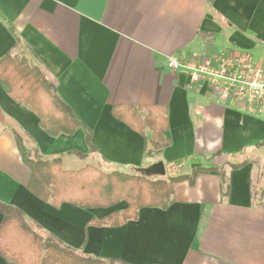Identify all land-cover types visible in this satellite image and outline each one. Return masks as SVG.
Listing matches in <instances>:
<instances>
[{"label":"crops","instance_id":"0c3cea01","mask_svg":"<svg viewBox=\"0 0 264 264\" xmlns=\"http://www.w3.org/2000/svg\"><path fill=\"white\" fill-rule=\"evenodd\" d=\"M0 16V59L27 56L97 149L90 154L82 128L48 135L0 84V203L21 211L29 230L86 258L264 264V174L257 177L247 161L264 159V119L216 103L204 86L189 89L185 74L167 68L170 58L192 54L247 52L264 60V0H0ZM113 107L166 108L170 145L145 156L144 139L112 116ZM14 129L44 159L60 158L64 170L101 163L136 175L157 165L181 176L211 171L174 184L166 210L140 209L118 227L90 226L113 210L55 209L31 194ZM0 264L8 263L0 257Z\"/></svg>","mask_w":264,"mask_h":264},{"label":"trees","instance_id":"16d2710c","mask_svg":"<svg viewBox=\"0 0 264 264\" xmlns=\"http://www.w3.org/2000/svg\"><path fill=\"white\" fill-rule=\"evenodd\" d=\"M7 25L13 33L11 26ZM0 84L14 102L23 104L35 115L39 126L48 135L71 136L82 128L90 154L97 152L91 142L89 129L58 98L53 85L37 66L30 63L27 56L6 54L0 59ZM142 110L144 116L140 115ZM167 115L164 107L140 110L130 107L112 108L115 119L144 139V154L149 158L158 156L170 145V141L164 137L168 129ZM145 130L151 133L149 140L145 137ZM12 132L21 160L30 172L26 189L40 201L50 203L55 209L66 203L86 210H113L105 221L92 220L90 226L118 227L129 220H136L140 209L166 210L173 195L174 184L184 181L193 184L198 176L211 171L196 169L190 176H174L167 181H151L115 167H108L110 172L91 165L69 171L62 168L60 158L44 159L23 133L17 129ZM69 154H75L81 160L86 158L75 152ZM217 156L220 154L212 158ZM172 168L167 167V174H179V168ZM120 204L125 208L120 212L114 211V207ZM0 214V257L6 259L8 264H128L86 258L52 238H42L25 226L21 211L12 206L0 203Z\"/></svg>","mask_w":264,"mask_h":264},{"label":"built area","instance_id":"2783aa9c","mask_svg":"<svg viewBox=\"0 0 264 264\" xmlns=\"http://www.w3.org/2000/svg\"><path fill=\"white\" fill-rule=\"evenodd\" d=\"M167 68L188 78V88L204 86L218 104L240 105L246 115L264 119V60L247 52H224L212 58L192 54L170 58Z\"/></svg>","mask_w":264,"mask_h":264},{"label":"rangeland","instance_id":"374dc122","mask_svg":"<svg viewBox=\"0 0 264 264\" xmlns=\"http://www.w3.org/2000/svg\"><path fill=\"white\" fill-rule=\"evenodd\" d=\"M247 161L252 163L256 167L257 177H261L264 174V159L252 158V159H249ZM92 166L97 167V168L99 167V168H101L99 170L104 171V172H110L111 171V169H107L108 167L103 166V165L97 164V165H92ZM77 170H79V169H77ZM173 170H175V169H173ZM164 171H165L164 175H160V174H158V172H150V173L144 172V173H142L141 176H143L144 178H147L151 181H167L170 179V177L181 176L179 174L175 175L174 173H172V175H171V173L167 174L166 169H164ZM114 209L116 211L120 212L122 210V204L120 206H115Z\"/></svg>","mask_w":264,"mask_h":264},{"label":"water","instance_id":"95a60500","mask_svg":"<svg viewBox=\"0 0 264 264\" xmlns=\"http://www.w3.org/2000/svg\"><path fill=\"white\" fill-rule=\"evenodd\" d=\"M156 167H157V168H156V169H153L152 172H158V174H160V175H164V169H163V167H162L161 165H157ZM150 172H151V171H150Z\"/></svg>","mask_w":264,"mask_h":264}]
</instances>
